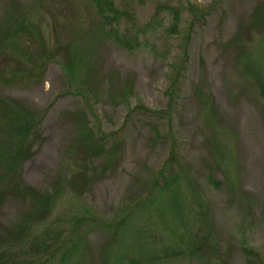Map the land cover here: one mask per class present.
Instances as JSON below:
<instances>
[{"label": "rangeland", "instance_id": "374dc122", "mask_svg": "<svg viewBox=\"0 0 264 264\" xmlns=\"http://www.w3.org/2000/svg\"><path fill=\"white\" fill-rule=\"evenodd\" d=\"M110 1L115 23L102 0H0V98L39 123L21 190L0 206V264H264V19H252L262 0ZM46 48L57 55L43 62ZM0 104L1 162L23 132ZM83 126L109 138L89 167ZM172 144L191 175L175 165L181 195L158 180Z\"/></svg>", "mask_w": 264, "mask_h": 264}, {"label": "trees", "instance_id": "16d2710c", "mask_svg": "<svg viewBox=\"0 0 264 264\" xmlns=\"http://www.w3.org/2000/svg\"><path fill=\"white\" fill-rule=\"evenodd\" d=\"M98 10L102 14V17L104 21L109 23H115L116 21L119 20V17L122 15L114 6L113 2L110 0H102V3L98 2ZM169 10L173 14L174 17V24L171 26L170 31L172 33H177L180 34V26H181V13L178 9L170 7ZM192 14L191 9L188 11V18L187 22L191 23L192 18L190 15ZM252 19L253 23L255 21L259 23L262 26L263 19H264V0L255 8L254 13L252 14ZM252 23V25H253ZM243 27V26H242ZM254 27V26H253ZM104 29V28H103ZM110 30H115L114 28H111ZM239 31V30H238ZM241 31L237 32V34L234 37V41L236 43L243 42L241 39ZM123 39V38H122ZM116 40L123 46H128L131 47L130 41H121L120 38H116ZM47 47V46H45ZM47 49V48H46ZM41 52L43 54V62L44 61H51L56 57V53H51L50 51L41 49ZM131 81L127 85V88L125 89V92L129 93L131 92ZM201 103H202V113H204L209 121L216 122V116L218 115V112L211 106V96L206 93H200L199 95ZM0 102H2V105H6L10 110L12 111V120L13 122L11 124L15 125L22 134H19V141L17 140L15 142V146L13 144L10 145L8 143V150H7V155L3 159H1L0 164V170L5 171L3 174L7 176L6 184L7 187L3 188L0 190V206L3 201V199L8 196V195H18L19 191L21 190V177L19 176V173H21V166L22 163L29 157L30 150L28 146L27 140L29 139V135L33 133L34 130L37 129V121L34 119L32 113L28 112L22 105L15 103L13 101H9L6 99H1ZM1 105V104H0ZM211 106V107H210ZM135 110V109H134ZM134 110L130 111L131 113H134ZM136 110H141V108H138ZM10 121V119H9ZM84 127V126H83ZM86 128V127H84ZM90 133V130L86 128V130H82L81 135L83 134L82 140H79V149L82 151V153L85 154L84 157V163L85 166H88L91 164V162H87L86 160L89 159V161H93L96 158H101V157H106V150H105V143L109 139L106 134L104 135H98L97 139L95 138H89L88 135ZM173 139V137H172ZM174 140V139H173ZM206 144H211L210 139H207L205 141ZM173 145V144H172ZM216 150V149H215ZM217 151V150H216ZM218 153V151H217ZM112 156H109L108 162H111L112 160L110 159ZM179 166V171H180V177H186V178H191L189 168L186 167V164L184 163L183 159L178 156L176 152V147L175 145L172 146V151L170 153V156L167 160V166H165V169L163 168L159 174H158V180L162 179L164 181L163 187L161 189L163 191L167 192H173V191H179L180 195L182 193V187H180L179 179L176 175H173V170ZM2 167V169H1ZM89 169V168H88ZM88 169L84 168V171L81 172V175L79 176L82 182L87 181L89 178ZM2 174V173H1ZM168 176L170 178H168ZM4 178V177H3ZM1 179V176H0ZM194 182V181H193ZM192 182V183H193ZM211 184L213 186L220 187L223 185V182L217 181L213 176L211 178ZM196 189V188H195ZM25 191V195L36 201L38 198V194L33 190L29 189H23ZM41 197V201L38 200V205L36 206V212L31 214V218L36 219L37 217H40L41 212L44 211L43 207L40 205H45V200L44 194ZM201 198V203L204 205L207 204V201L203 199L202 195L199 196ZM176 201V199H175ZM177 203V202H176ZM40 209H43L40 211ZM208 210V209H207ZM28 218V219H31ZM27 219V220H28ZM31 222V221H27ZM209 243V240H205L202 242L201 247L197 251H193L192 253L195 254L198 251L201 252L202 249ZM197 248V247H196Z\"/></svg>", "mask_w": 264, "mask_h": 264}]
</instances>
